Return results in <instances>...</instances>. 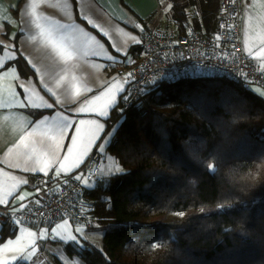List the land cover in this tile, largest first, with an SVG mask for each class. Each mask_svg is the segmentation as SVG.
<instances>
[{
  "label": "trees",
  "instance_id": "1",
  "mask_svg": "<svg viewBox=\"0 0 264 264\" xmlns=\"http://www.w3.org/2000/svg\"><path fill=\"white\" fill-rule=\"evenodd\" d=\"M169 3L180 34L216 32V0ZM18 65L26 69L24 61ZM118 110L108 121L118 131L107 151L125 172L83 188L89 216L104 232L101 250L84 244L78 258L84 264H264V102L194 74L148 87L125 120ZM214 207L226 210L198 212ZM3 226L1 239L13 234Z\"/></svg>",
  "mask_w": 264,
  "mask_h": 264
},
{
  "label": "crops",
  "instance_id": "2",
  "mask_svg": "<svg viewBox=\"0 0 264 264\" xmlns=\"http://www.w3.org/2000/svg\"><path fill=\"white\" fill-rule=\"evenodd\" d=\"M81 8L94 25H99V28L92 25L85 27L86 21L80 22ZM170 9L171 4H163L162 0H79V3L74 5L73 0H46L44 4L41 3V0H0V64L11 65L8 70L0 71V105L5 104V102L14 105L10 108L0 107V198L11 201L7 206L14 207L20 203L18 199L13 200L5 195L10 190L14 195L27 196V199L23 201L26 207L36 203L38 191L34 184V177L36 175L46 176L44 172L33 171V169L42 167V163L17 159L15 149L11 153L9 152L31 119L26 115L25 110L15 106L16 100L20 98L19 93L24 91L19 85L26 84L34 102L36 104L41 103L38 95L39 76L33 77L32 73L35 69L28 64V60H33L37 66L47 65L53 76L61 70L59 61L54 54L40 42V30L36 28L35 15L40 17L41 23H54L56 21L74 23L77 28H83L85 32H88L89 36L96 37L95 41L89 42L90 50L87 54H82L68 69L70 74L76 75L82 85V94L90 95L87 92L88 87L95 89L109 83H117L120 87H126L124 82L127 74L126 69L141 58L144 33L151 30L166 29L167 23L169 22L168 25L171 24ZM187 12L189 13V10ZM197 12L195 9L194 13L197 14ZM173 31L177 30L174 29ZM33 36L37 37L36 41H33ZM240 38L244 53L256 59L260 69L264 71V59L261 58L259 52L261 41L264 40V0H243ZM100 45L104 47L101 48ZM22 46L23 52L20 51ZM117 48L120 51H117ZM106 55L114 56L115 61L106 59ZM13 56L16 58L15 61ZM19 61H24L25 70H22L18 65L17 62ZM48 78L51 79V77ZM262 90L259 92L251 90L252 93H250L264 102V89ZM65 98L64 95H61L62 100ZM113 112L114 110L110 113V117ZM101 119L103 122V118ZM111 128V124L107 122L105 130L110 131ZM39 131H46V129L42 126ZM61 143L70 145V139L65 138ZM63 151L66 153L67 149L65 148ZM87 157L83 158L84 162ZM43 159L44 157L41 155L40 160ZM9 162L11 166H9ZM26 167L28 170L24 171L23 169ZM79 168H73L68 172L61 171L59 176L69 175ZM102 168L99 178L107 177L103 176ZM51 175H57L55 167L49 170L47 176ZM24 180H28V183H22ZM85 181L87 187H85ZM94 183L85 178L82 180L83 188H90ZM57 225H61V227L58 228ZM98 226L93 221L89 227L69 222L65 226L63 221L54 226L17 224L14 231H9L13 233L12 235L1 239L5 228L0 224V262L6 259L9 264L18 262L24 264H61L60 259L63 257H70L71 261H74L79 259L75 252H80L84 247L81 248L70 243L68 236L70 234L80 236L79 233H74L75 228L80 227L86 237L82 239V244L95 246L93 237L99 238V234L104 232V229L103 231L101 229L95 231L94 228ZM22 228L27 229L23 235L21 233ZM42 229L46 230L43 236L40 235ZM52 229H56V231L53 232ZM29 233L35 235H29ZM17 238H21L19 244L16 243ZM9 240H12L13 244L5 248ZM33 241H35L36 247L30 260L20 259L21 254L13 251L17 247H30ZM68 247H73L75 252L67 250ZM13 256H16L15 260Z\"/></svg>",
  "mask_w": 264,
  "mask_h": 264
},
{
  "label": "snow or ice",
  "instance_id": "3",
  "mask_svg": "<svg viewBox=\"0 0 264 264\" xmlns=\"http://www.w3.org/2000/svg\"><path fill=\"white\" fill-rule=\"evenodd\" d=\"M45 2L46 0H41L42 4ZM77 3H79V0H73V5ZM79 19L81 23L86 21L85 27L92 25L99 28V25H94L93 21L84 13L83 8H81ZM35 24L36 28L40 30V42L51 50L59 61L61 70L53 76L47 65L37 66L33 60H28V64L35 69L32 73L33 77L39 76L38 95L41 103L36 104L34 102L26 84L19 85L24 91L19 93L20 98L16 100L15 106L25 110L26 115L31 119L12 145V148L9 149V152L11 153L15 149L17 159L42 163V167L33 169V171L44 172L47 176L49 170L55 167L56 173L59 175L61 171L68 172L73 168H79L84 162L83 158L87 157L94 147L98 149V155L103 156L105 154L107 146H110L114 140V133L118 131L115 128L112 131L105 130L110 119V113L119 108L120 116L118 120H125L127 118L126 110L120 106V99L122 98L124 103L128 104L131 93L128 92L127 88L120 87L117 83H109L95 89L88 87L87 92L90 95H83L81 92L82 85L76 75L70 74L68 69L82 54H87L90 50L89 42L95 41L96 37L89 36L88 32H85L83 28H77L74 23L69 24L61 21L41 23L38 15H35ZM104 35H107V33H104ZM32 39L36 41L37 37L33 36ZM100 47L103 48L104 46L100 45ZM20 51L23 52V46ZM117 51H120V49L117 48ZM259 52L261 58L264 59V40L261 41ZM15 59V56H13L14 61ZM106 59L115 61V57L112 55H106ZM10 66V64H0V71H6ZM48 77H51V79ZM128 77H131V73L128 74ZM128 77L125 78V83L128 82ZM153 83L155 84V81ZM140 91L143 92L144 90L141 89ZM61 95L66 98L62 100ZM13 106V103L10 102L0 105V107L6 108ZM101 118H103V122ZM42 126L46 131H39ZM65 138L70 139V145L61 143ZM65 148L67 149L66 153L63 151ZM166 148L167 145H164L162 150ZM41 155L44 157L43 160H40ZM9 166H11L10 162ZM208 167L212 172L216 170L215 164L210 163ZM23 170L27 171L28 169L26 167ZM117 173H123V169L119 166L117 167ZM75 179L80 181L84 177L82 174H78ZM22 183L27 184L28 180H24ZM87 186L85 181V187ZM5 195L13 200L18 199L20 201L17 206L11 208L13 213L26 208L23 203L27 199L26 195H14L11 190L6 192ZM10 203L11 201L0 198V205L7 206ZM178 215L183 216V212L178 213ZM63 225H68V221H63ZM57 227L59 228L61 225H57ZM25 231L27 229H21L22 235ZM45 231L42 229L40 235L43 236ZM52 231L55 232L56 229H52ZM74 233H79L80 236L70 234L68 241L83 248L82 239L86 238L83 229L77 227ZM29 235L35 234L29 233ZM21 238H17V244H19ZM12 244L13 241L9 240L5 248ZM152 246H158V241L154 242ZM35 247V241H33L30 247H17L13 251L19 252L21 254L20 259L27 261L32 258L31 254L35 251ZM75 254L80 255L79 252H75ZM13 259L15 260L16 256H13ZM0 264H9V262L5 259ZM66 264H78V262H72L69 257L66 258Z\"/></svg>",
  "mask_w": 264,
  "mask_h": 264
},
{
  "label": "built area",
  "instance_id": "4",
  "mask_svg": "<svg viewBox=\"0 0 264 264\" xmlns=\"http://www.w3.org/2000/svg\"><path fill=\"white\" fill-rule=\"evenodd\" d=\"M216 1L218 28L211 37L201 36L194 28L185 34L170 29L144 33L142 56L126 69V77L131 73L125 87L131 93L130 101L125 104L121 100L126 112L154 85L153 81L176 83L194 74L219 79L244 93H250V87L264 89V71L241 45L243 0ZM97 153L94 148L83 165L69 175H36L37 202L15 213L12 206H0V224L8 225L10 231L17 224L54 226L65 220L89 227L93 220L82 196L83 179L77 181L75 176L82 174L89 181L98 180L102 157Z\"/></svg>",
  "mask_w": 264,
  "mask_h": 264
},
{
  "label": "rangeland",
  "instance_id": "5",
  "mask_svg": "<svg viewBox=\"0 0 264 264\" xmlns=\"http://www.w3.org/2000/svg\"><path fill=\"white\" fill-rule=\"evenodd\" d=\"M162 3L163 4H169V0H162ZM193 13H194V11L189 10V15L192 16ZM168 23H167L166 29L174 30L175 27L173 25H171V24L168 25ZM249 90H250V92H251V90L254 91V92H259L262 89H259V88H256V87H250ZM114 128L115 127H112L110 129V131H112ZM102 165H103L102 172H104V175L102 173H101V175H103V176H111V175L120 174V173H117V167L118 166L123 169V173L125 172V169L119 164L117 159L112 154H110L107 150H106L105 154L102 156ZM225 210H226L225 207H217V208L214 207V208H210V209H203V211L199 210L198 212H203V213L215 212L216 213V212H222V211H225ZM99 229H101V231H103V226H98V227L94 228L95 231H98ZM102 235H103V233L99 234V238L93 237V240L95 241V246H93L94 248H97V249L101 250V248H102ZM68 249L74 251L73 247H68L67 250ZM60 260L62 262L61 264H66V258L63 257ZM72 262H78V264H84L80 259H75ZM57 264H59V263H57Z\"/></svg>",
  "mask_w": 264,
  "mask_h": 264
}]
</instances>
